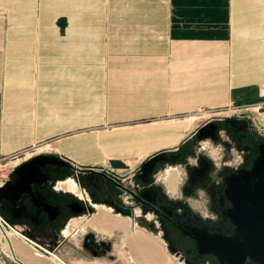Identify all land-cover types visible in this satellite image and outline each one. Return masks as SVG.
I'll use <instances>...</instances> for the list:
<instances>
[{"label": "crops", "instance_id": "obj_1", "mask_svg": "<svg viewBox=\"0 0 264 264\" xmlns=\"http://www.w3.org/2000/svg\"><path fill=\"white\" fill-rule=\"evenodd\" d=\"M230 105L264 119V0H0L4 166L51 146L133 182L143 160L194 137L199 108ZM168 166L157 183L180 194L185 171ZM73 179L57 181L58 199ZM111 185L118 202L87 197L92 210L58 232L25 231L38 244L11 233L0 264H55L41 246L72 264H180L150 215Z\"/></svg>", "mask_w": 264, "mask_h": 264}, {"label": "flooded vegetation", "instance_id": "obj_2", "mask_svg": "<svg viewBox=\"0 0 264 264\" xmlns=\"http://www.w3.org/2000/svg\"><path fill=\"white\" fill-rule=\"evenodd\" d=\"M210 120L218 123L216 136L221 137L218 142L224 145L225 160L219 164L216 158L199 151L195 160L188 161L180 194H168L158 183L162 189L152 195L149 203H139L133 197V204L143 207L146 216L151 214V221L161 231L168 247L177 253L180 264H261L249 255L243 258V253L239 249L240 252L235 251L237 254L232 253L231 248L236 246L231 244L229 237L236 232L238 224L230 215L234 202L227 193V187L233 175L253 166L261 151L264 133H259L247 117L227 116ZM196 137L194 135L191 141ZM190 143L180 146L169 155L178 152L182 155ZM236 152L239 153L238 157ZM202 154H207L212 159V168L207 179L201 177ZM72 170L69 165L57 167L48 163L42 167L44 177L42 185H33L36 193L42 192L46 195L49 204L57 205L56 209L32 205L26 193L24 198L26 208L15 209L9 202L2 200L0 211L5 213L12 223L21 225L24 232L31 231L37 234L58 232L68 219L76 214L74 209L85 206L84 200H87L84 195L71 190L65 193L63 200L58 199L55 185L58 180L70 176ZM107 174L114 178L112 173ZM134 179H140L137 173ZM79 180L87 187L92 199H111L118 202V196L110 197L111 195L104 191L103 186L109 188V184L114 183L103 174L94 171L80 172ZM116 180L124 184L121 179ZM211 247H215L217 251L208 249Z\"/></svg>", "mask_w": 264, "mask_h": 264}, {"label": "water", "instance_id": "obj_3", "mask_svg": "<svg viewBox=\"0 0 264 264\" xmlns=\"http://www.w3.org/2000/svg\"><path fill=\"white\" fill-rule=\"evenodd\" d=\"M217 126L218 123L210 119L201 124L195 132L197 137L188 145L182 155L181 152L169 155L166 151H158L149 156L143 160L137 172L140 179H134L128 185L118 182L104 171H96L93 167L76 166L67 157L60 154L46 152L35 154L16 166L8 180L0 186V201L6 200L15 209L26 208L27 204L24 198L27 193L32 205L38 208L56 209L57 205L47 202L46 195L42 192L36 193L33 190L34 184L42 185L44 180L42 167L49 163L57 167H67L69 165L73 169L69 174H72L75 181L82 186L84 185L79 180L80 172H99L108 180L129 192L137 202L149 203L152 195L157 190L162 189V186L157 183V175L160 170L168 165L184 164L187 167L190 156L194 153V148L198 142L207 139L214 142L221 140V137L216 136L218 133ZM201 156V177L207 179L212 168V159L207 154ZM227 193L234 202L233 207L230 209V215L238 224L236 232L229 237L231 244L236 246L231 248L232 253L237 254L235 251L239 249L243 253V258L249 255L264 264V220H262L264 218V142L261 143V151L254 160L253 166L250 169H242L237 175L231 177ZM84 203L85 206L82 208L74 209L76 214L92 210L89 200H84ZM255 218L258 220L255 221ZM95 246L101 248L102 244L95 242ZM208 249L216 250L215 247ZM19 261L21 262V260ZM21 263L23 264V262Z\"/></svg>", "mask_w": 264, "mask_h": 264}, {"label": "rangeland", "instance_id": "obj_4", "mask_svg": "<svg viewBox=\"0 0 264 264\" xmlns=\"http://www.w3.org/2000/svg\"><path fill=\"white\" fill-rule=\"evenodd\" d=\"M252 106H240V105H230L227 106L224 109H205V108H199L198 112L195 113V119L200 121V122H205L208 119H213L216 117H227V116H239V117H247L253 124L254 128L259 132V133H264V119L260 116H258V112L256 111V109H252ZM254 112V113H253ZM192 139H189L185 142L184 145H186L191 141ZM42 145L39 146H34L33 148H31L30 150H28V152H26V154H23L25 156H23L25 159L30 158L31 156L37 154V153H42V152H53L54 151V147H41ZM195 151L194 153H192V155L190 156V161L195 160L196 154L199 151L205 152L207 153L209 156L216 158L215 160H217L219 162V164L225 160V155L226 152L224 151V145L221 142H214L210 139L207 140H203L198 142V144L195 146ZM231 152V151H230ZM238 152H236V157H238ZM182 165L183 170L186 173V166H184L183 164H179ZM161 171V170H160ZM160 173V172H159ZM72 176V175H70ZM73 177V176H72ZM124 184H130V180H123ZM72 185H76L75 183H72ZM84 185V184H83ZM70 190H73L75 193H78L80 195H84L85 197H88L89 199H92L91 196L88 194V190L86 186H82L80 185L79 182H77L76 187H69ZM116 193H118L121 197V199H129V202L133 203V200H131L130 198H128L124 192L121 190H116ZM128 202V203H129ZM151 215V214H148ZM159 233H161L160 230H158ZM163 237V236H162ZM164 239V238H163ZM165 241V240H164ZM166 242V241H165Z\"/></svg>", "mask_w": 264, "mask_h": 264}, {"label": "built area", "instance_id": "obj_5", "mask_svg": "<svg viewBox=\"0 0 264 264\" xmlns=\"http://www.w3.org/2000/svg\"><path fill=\"white\" fill-rule=\"evenodd\" d=\"M16 159H17V156H11V158L8 159L10 161V163H8L7 166L3 165L5 163L0 162V165H1L0 166V186L3 185L8 180V178L10 177L12 171L14 170V168L16 166V163H15ZM1 160L2 159L0 158V161ZM11 233H16V234L22 236L23 238H25L26 240H28L32 244H35L37 242V241H34V239H32L30 236H28V234H26L22 230V228H20L19 225L12 223L0 211V242L3 240L9 242L8 238H9ZM36 244H38V243H36ZM41 247H42V250L44 252H46V253H48L54 257L55 264H72L69 260L64 258L61 254H59L53 250H50L47 247H44V246H41ZM10 248H11V246H10Z\"/></svg>", "mask_w": 264, "mask_h": 264}, {"label": "trees", "instance_id": "obj_6", "mask_svg": "<svg viewBox=\"0 0 264 264\" xmlns=\"http://www.w3.org/2000/svg\"><path fill=\"white\" fill-rule=\"evenodd\" d=\"M106 189H107V188H106ZM108 189H110L111 191H113L115 188H114V186H113V185H111V184H110V186H109V188H108ZM4 215H5V216H7L5 213H4Z\"/></svg>", "mask_w": 264, "mask_h": 264}, {"label": "bare ground", "instance_id": "obj_7", "mask_svg": "<svg viewBox=\"0 0 264 264\" xmlns=\"http://www.w3.org/2000/svg\"><path fill=\"white\" fill-rule=\"evenodd\" d=\"M167 169V168H166ZM172 176V175H171ZM74 180V179H73ZM75 181V180H74ZM75 183L77 184V182L75 181Z\"/></svg>", "mask_w": 264, "mask_h": 264}]
</instances>
